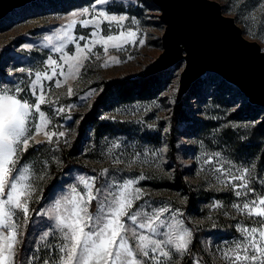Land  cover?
I'll list each match as a JSON object with an SVG mask.
<instances>
[{"label": "rangeland", "instance_id": "1", "mask_svg": "<svg viewBox=\"0 0 264 264\" xmlns=\"http://www.w3.org/2000/svg\"><path fill=\"white\" fill-rule=\"evenodd\" d=\"M214 1L221 4L224 15L235 19L246 39L258 42L264 50V0ZM93 3L94 0H36L0 21V88L13 90L11 94L31 102L36 99L32 95L35 73L47 71L51 75V67H55L49 66V58L63 65L66 73L52 81H41L46 99L51 102L41 106L51 120L49 130L63 131L65 135L46 143L41 133L22 154L20 163L27 162L37 177L44 178L33 180L36 192L29 202V219L23 221L22 213H18L22 234L21 243L16 246L15 264H43L44 260L53 264L56 246L62 241L49 210L56 200L71 195L74 186L83 191L80 176L95 178V188L112 186L113 190L128 179L136 180L134 187L141 189V199L135 201L134 208L167 207L171 211L164 213L162 219H171L175 214L183 222L192 233L191 243L183 253L172 249L173 259L166 264H182L187 258L196 237L194 227L201 230V254L211 264H228L223 254L243 238L240 229L258 227V217L238 211L233 204L242 206L264 194V108L251 104L236 85L220 75L207 73L182 98L184 117L178 124L176 149L172 150L177 94L185 67V62H181L151 80L150 94H134L127 99L120 98L115 89L111 99L100 107L96 121L81 128L107 84L137 79L164 51L166 25L154 0H110L106 5H97V9L128 17L122 22L123 29L137 32L136 44L126 45L123 51L109 47L107 54L101 44H96L93 51L101 58L84 61L75 78L67 75V65L61 57L72 56L76 43L57 37L63 36L66 25L76 20L68 31L73 38L85 36L91 46L95 38L89 34L93 29L83 27L80 21L91 19ZM85 7L90 9L88 14L72 16ZM116 24L103 21L100 34H118ZM49 36L53 38L51 42ZM140 39L144 40L143 45L139 44ZM78 42L83 47L86 41ZM61 44L63 52L55 51ZM110 57L121 62L115 63ZM106 61L108 66H104ZM57 79L61 87H56ZM39 87L36 86L37 93ZM15 89L23 91L17 93ZM132 89L138 92L137 87ZM60 108L62 112L57 111ZM36 119L39 120L38 114ZM73 148L76 152L72 159L77 162L66 168L64 153ZM221 166L225 172L231 168L234 174L239 168H248L255 193L236 197L230 185L217 179H226L215 171ZM177 168H181L195 194V207H188L189 198L178 183ZM95 210L94 201L90 211ZM201 258L196 252L192 264H206ZM147 264L153 262L149 260Z\"/></svg>", "mask_w": 264, "mask_h": 264}, {"label": "snow or ice", "instance_id": "2", "mask_svg": "<svg viewBox=\"0 0 264 264\" xmlns=\"http://www.w3.org/2000/svg\"><path fill=\"white\" fill-rule=\"evenodd\" d=\"M109 2L110 0H94L91 19L80 21L83 27L93 29L89 34L95 38L91 40V46L85 36L73 38L68 31L76 25V20L66 25L67 30L63 36L57 37H66L68 42L76 43V51L72 56L61 57L67 65V75L75 78L84 66V61L92 57L97 60L101 58L93 51L96 44L103 46L104 54L108 53L109 47L123 51L126 50V45L136 44L137 32L123 29L122 22L128 17L109 15L97 9V5ZM89 11L85 7L81 13H73L72 16L88 14ZM103 21L117 22L116 27L120 29L118 34L101 35L100 25ZM132 23L136 21L133 20ZM47 39L51 42L53 38L49 36ZM79 40L86 41L83 47ZM139 44L143 45L144 40L140 39ZM63 50V44L55 48L57 52ZM109 59L115 63L121 62L116 57ZM48 64L55 66L51 67V75L47 71H37L35 80L32 81L35 100L30 102L11 94L13 90L0 88V264H15L16 246L21 243L19 237L22 234L18 213H22L23 221L29 219V202L36 192L33 180L44 178L37 177L34 168L27 162L20 163L22 154L31 146L30 141L35 143V137L41 133L45 136L46 143H52L53 137L65 135L63 131L49 130L51 120L41 108L42 105L51 103L46 99L47 93L41 81H52L58 75H66L63 65L58 64L57 60L49 58ZM104 66H108L107 61ZM57 69H60L59 73ZM20 71L23 72L24 69ZM54 82L56 87L62 86L59 79ZM37 85L40 86L39 93ZM14 91L18 93L23 90ZM71 91L69 88V94ZM57 111L62 112L63 109ZM37 114L39 120L36 119ZM216 155L219 156V153ZM215 171L226 176V179H217L220 183L230 185L236 197L255 193V189L250 186L248 168H239L235 174L231 168L225 172L222 166ZM94 180L95 178L80 176L79 183L83 185V191H78L74 186L71 195L56 200L49 210V215L56 221L55 227L59 230L62 241L56 246L57 256L53 264H147L149 260L153 264H166L173 259L172 249L177 253L187 251L192 233L184 227L181 220L175 218V214L171 219H162L164 213L171 211L169 208H134L135 201L141 199V189L134 187L136 180L128 179L115 190L112 186L95 188ZM234 181L240 183H233ZM94 201L96 210L92 212L90 206ZM233 207L240 212L246 211L250 217H258L259 220L255 221L258 227L241 228L243 238L224 252V259L228 264H264V194L245 201L242 206L233 204ZM44 236H48V233L45 232ZM156 236L163 239H157ZM43 264L50 262L44 260Z\"/></svg>", "mask_w": 264, "mask_h": 264}, {"label": "water", "instance_id": "3", "mask_svg": "<svg viewBox=\"0 0 264 264\" xmlns=\"http://www.w3.org/2000/svg\"><path fill=\"white\" fill-rule=\"evenodd\" d=\"M36 0H0V21ZM166 29L163 53L137 78H148L185 62L177 101L207 73L236 85L250 103L264 108V50L243 35L234 18L214 0H154Z\"/></svg>", "mask_w": 264, "mask_h": 264}, {"label": "trees", "instance_id": "4", "mask_svg": "<svg viewBox=\"0 0 264 264\" xmlns=\"http://www.w3.org/2000/svg\"><path fill=\"white\" fill-rule=\"evenodd\" d=\"M0 60H1V56H0ZM157 75H153L148 78H137L134 80L128 79L124 81H117L114 84H107L104 92H102V94L94 101L91 111L82 121L81 128H84L86 123H93L96 121L100 107H103L105 102H108V100L111 99L110 96L113 95L112 93L115 92V89L119 93L120 98L126 97L128 99V97H132V95L134 94L135 95L136 94L146 95L148 93L150 94L152 90L151 80ZM134 86L138 88V92L137 91L134 92V90L132 89V87ZM182 104H183V99L180 102H178L176 105L174 123L172 126V138H171L172 150L176 149V133L178 131V124L181 121V119L184 117V113L182 110ZM75 152H76V148H73L72 150L64 153V162H65L64 166L66 168L77 162L76 160L72 159V156L74 155ZM177 180H178V183L184 188L186 194L188 195V198H189L188 207L189 208L195 207L197 205L196 200H195V194L193 190L191 189V187L189 186V184L184 180L183 172L181 168H177ZM194 230L196 231V237L194 238V241L190 247L189 255L187 256V258H185L182 264H192L193 262L192 256L196 252H198V254L202 257L201 258L202 261H204L206 264H211L203 256V254H201V251H200L199 236H200L201 230H198L196 227H194Z\"/></svg>", "mask_w": 264, "mask_h": 264}]
</instances>
